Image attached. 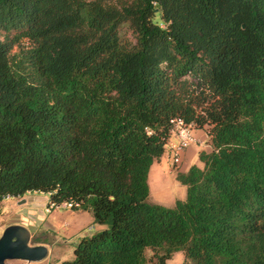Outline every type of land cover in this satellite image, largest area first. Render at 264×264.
I'll list each match as a JSON object with an SVG mask.
<instances>
[{
  "label": "trees",
  "instance_id": "1",
  "mask_svg": "<svg viewBox=\"0 0 264 264\" xmlns=\"http://www.w3.org/2000/svg\"><path fill=\"white\" fill-rule=\"evenodd\" d=\"M177 119L211 149L167 207ZM28 191L102 226L62 264H264V0H0V201Z\"/></svg>",
  "mask_w": 264,
  "mask_h": 264
},
{
  "label": "rangeland",
  "instance_id": "2",
  "mask_svg": "<svg viewBox=\"0 0 264 264\" xmlns=\"http://www.w3.org/2000/svg\"><path fill=\"white\" fill-rule=\"evenodd\" d=\"M123 31L127 36L130 35L125 27L123 28ZM193 148L195 149V155L192 157L194 159L193 164L196 163L201 167L202 162L198 159L197 154L203 150H210V148L205 143L196 144V142L194 143ZM181 157L180 162L178 163H173L167 155L165 158L158 160V162H164L166 164L169 173L167 171L161 172V176L157 177L158 181L153 178L151 174L150 179H148L150 193L147 198L148 202L171 207L175 204L177 199L185 198L186 187L176 180L175 177L177 172H183L188 166V163H185V165L181 163ZM155 169L156 168H153L151 172L155 171ZM155 181L158 183V188L155 187ZM30 195L31 194H28L29 198L27 195L23 197L8 196L4 197L0 201V227L6 220L11 218L12 212H14L15 209H19L21 205L26 204L27 201H30ZM47 195H45V197L50 198V195ZM22 199H24L25 202L18 205V202ZM71 211L72 209L67 207L55 208L50 212L45 210V219L41 221L35 220L36 222L34 221L36 228H38V233L32 237L31 244H41L38 242L46 241L52 242V245H50V250L48 248L49 253L45 259L39 262L26 264H62V261L70 260L74 257L73 249L80 237L96 232V223L91 222L89 225H87L89 219L85 214H77ZM27 216L28 220H34L33 217H30V214H27ZM88 226H91L90 229ZM145 254L148 258H151L153 261H155L153 258L152 249L147 248ZM184 260L185 258L183 252L176 251L173 253L172 257L166 261V264H183ZM23 263L24 262L17 260L8 261V264Z\"/></svg>",
  "mask_w": 264,
  "mask_h": 264
},
{
  "label": "crops",
  "instance_id": "3",
  "mask_svg": "<svg viewBox=\"0 0 264 264\" xmlns=\"http://www.w3.org/2000/svg\"><path fill=\"white\" fill-rule=\"evenodd\" d=\"M191 129H192L193 135L197 139L196 140V144L205 143L211 149L209 143L207 142V134H206L205 130L201 129V128H196L194 126H191ZM173 138L174 137L172 136L171 139H173ZM193 145L194 144L190 145L182 154L181 163L183 165H185V163L186 164L188 163V166L184 169L183 172L187 171L188 168L194 163V159L192 157L195 155V149L193 148ZM205 151H209V150H205ZM165 157H166V153L164 152L163 155L159 159H163ZM158 160H155L152 163V165L150 167V170H149V173H148V179H150V176L152 174V177L157 180V177L161 176L160 175L161 172H163V171H167L168 172V167L166 166V164L164 162H158ZM153 168H156V169H155V171L151 172L153 170ZM155 187L158 188V183L156 181H155ZM28 194H31L30 195V201H27L28 203L26 202V204L21 205L19 207V209H15L14 212H12L11 218L6 220L2 224V226L0 227V235H1L2 231H3V229L6 226L10 225V224H22V225L26 226L29 229L30 233H31V240H32V237L38 233L37 232L38 228H36V226L34 224V221L35 220L36 221H41V220L45 219L44 218V216H45L44 212L46 210V205H48V203L50 202V198L49 197L48 198L45 197V195H47L48 193L37 192V191H28L23 196L27 195V197H28ZM32 194H43V195H32ZM71 212H75L77 214H85L88 217V219H89L87 225H89L91 222H94L91 212H89L87 210L78 209V210H72ZM27 214H30V217H33L34 220H28ZM66 225H67V223H66ZM90 227L91 226H88L89 229H90ZM101 227L102 226H99L98 224H96V229H97L96 231L100 230ZM38 243L45 244L49 248V250H50V245H52L51 244L52 242H46V241H43V242L41 241V242H38ZM23 264H25V263H23Z\"/></svg>",
  "mask_w": 264,
  "mask_h": 264
},
{
  "label": "water",
  "instance_id": "4",
  "mask_svg": "<svg viewBox=\"0 0 264 264\" xmlns=\"http://www.w3.org/2000/svg\"><path fill=\"white\" fill-rule=\"evenodd\" d=\"M24 202L22 199L18 204ZM48 253L45 244H31V233L22 224H10L0 235V264H8L11 260L22 261L25 264L39 262L45 259Z\"/></svg>",
  "mask_w": 264,
  "mask_h": 264
},
{
  "label": "built area",
  "instance_id": "5",
  "mask_svg": "<svg viewBox=\"0 0 264 264\" xmlns=\"http://www.w3.org/2000/svg\"><path fill=\"white\" fill-rule=\"evenodd\" d=\"M191 124H185L181 119L174 122L171 136L167 142L166 155L169 156L173 163L180 162V157L183 152L192 144L196 142V138L192 133ZM172 136L174 137L173 139ZM59 207H67L70 209L78 208L79 203L72 201H63L61 203L49 202L46 205V211L50 212L52 209Z\"/></svg>",
  "mask_w": 264,
  "mask_h": 264
}]
</instances>
